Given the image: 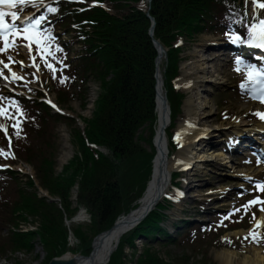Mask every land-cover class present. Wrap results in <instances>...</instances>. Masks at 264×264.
<instances>
[{"label":"trees","instance_id":"trees-1","mask_svg":"<svg viewBox=\"0 0 264 264\" xmlns=\"http://www.w3.org/2000/svg\"><path fill=\"white\" fill-rule=\"evenodd\" d=\"M83 3L75 5L67 2L60 4L62 11L59 22L65 21V16L71 7L88 8L84 13L72 12L65 23L75 28L74 37L78 44L85 48V53L79 60L70 63L71 77L80 84L79 94L84 96L85 84L89 77H93L101 83L102 89L95 103L91 121L85 123L84 132L79 142L78 156L68 163L63 169V177L55 178L54 164L56 156L48 154L47 147L51 141H55L52 129L55 122L73 121L61 115H51L48 109L39 102L18 99V117L27 118L23 141L15 148L18 158L32 166L40 188L48 192L53 198L61 200V206L66 207L64 194L74 185L79 187L78 202L87 205V211L91 217L92 225L87 230L98 229L105 231L110 229L115 220L123 213L136 208L132 206L134 199H138L144 191L145 184L151 176L152 167L150 160L153 158L154 148L152 138L154 132L150 131V125L155 123V59L157 52L148 35L150 20L139 10L136 5L144 0H82ZM97 2L106 5V9L89 7L87 4ZM65 11V14H64ZM226 11L223 0H152L149 7V15L155 21L153 38L157 40L167 51V61L163 72L164 90L171 113V123L181 115L180 108L184 94L176 91L173 81L179 76L181 49L173 47L177 40H185L188 36H195L215 29L216 20L223 17ZM85 23V24H82ZM180 37V38H178ZM71 64H74L73 69ZM109 78V80H107ZM76 88V87H75ZM37 95V94H36ZM20 125L17 123L16 127ZM147 126L149 132L146 136L138 135L142 127ZM20 125V130L22 129ZM18 132V133H19ZM145 131L140 132L144 134ZM139 139V140H138ZM136 142H135V141ZM144 143L148 148L141 147ZM89 146H101L108 149V157ZM21 149L22 154L18 153ZM150 148L152 154L150 155ZM25 151V153H24ZM76 152V151H75ZM10 161V158H8ZM10 183L18 182L16 197L10 203H1L0 209L6 210L5 220L8 222L10 212L18 205L24 196L20 188V179L17 173L8 171L5 180ZM0 183V189H4ZM135 192V194H134ZM34 192L33 201L37 196ZM22 199V200H23ZM40 205V213H45V200L37 201ZM47 203V202H46ZM51 205V204H50ZM22 207V206H21ZM166 206L160 205L129 235L122 239L120 251L114 253L108 264H119L124 256L122 245L132 247L133 240L143 237L150 250H145L139 255L138 264H168L158 258L152 245L157 241L154 235H162L159 232V222L162 211ZM25 211V210H24ZM26 211L31 213L32 208L27 205ZM61 215L58 213L57 218ZM59 222V221H57ZM54 224V222H53ZM84 230L75 229L74 231ZM86 230V236L89 233ZM50 237L54 238V231L46 229ZM17 237H28L32 234H14ZM218 234H208L206 238L219 243ZM94 236V234H93ZM194 239V232H186L184 241ZM86 240L90 241V238ZM154 241L150 242L148 241ZM234 244L238 247L240 240ZM190 242V243H191ZM164 243L169 246L179 247L176 239H167ZM9 252H25L29 246L10 242ZM166 248V249H167ZM59 249V248H57ZM133 249V248H132ZM83 256H87L90 246L84 248ZM3 248H0V259L3 257ZM26 253V252H25ZM60 253L57 252V255ZM150 254V255H149ZM187 256H176L173 264H186Z\"/></svg>","mask_w":264,"mask_h":264},{"label":"rangeland","instance_id":"rangeland-1","mask_svg":"<svg viewBox=\"0 0 264 264\" xmlns=\"http://www.w3.org/2000/svg\"><path fill=\"white\" fill-rule=\"evenodd\" d=\"M228 1L236 2V5L240 4L244 9L245 16L248 18L253 17L255 10L252 6L250 7L247 4L249 0H244V3L242 2V0H239V2L241 3H239L238 0ZM151 2L152 0H144L141 3V7L139 9L143 13L146 12L144 14L150 20V29L152 27L151 19H153L151 17L149 18V7ZM94 4L96 5V7L110 12L108 9H106L107 4L99 5L96 2H94ZM56 10L57 13H61V6L58 5ZM84 11L85 9H83L82 7H78L77 9L73 8V11L70 10L69 12L71 13L64 17L65 21L72 15V12L82 14L84 13ZM65 21H57L58 25L60 26V30L58 28H56L55 30L57 31V34L61 36V41H66L68 43L67 45H69L68 48L71 50L69 53L70 55L66 56L64 62L73 63L76 60L78 61L79 58L84 55L85 48L77 43L74 37V31H72V25L65 23ZM222 21H224V16L219 19V24L218 20H216V22L214 23L215 28L217 27L218 29V26L221 25ZM259 21H263V18H261V20ZM73 30L76 29L73 28ZM208 33H210V31L207 30L195 36H188L187 33L186 39L181 40L183 44L181 45V47H177H180V54L182 55L183 59L182 64L180 66L179 79H183L182 66H184V70L188 71V75L186 76V79H188L187 82L191 83L192 86H175V84H177L175 80L173 81V86L176 91H178L177 88H179L180 91L185 94L183 105L181 106L180 111L183 109V106L186 103L188 97L193 94L197 89L201 92H204H202L201 101L206 100L207 105L210 107L208 108L207 106L206 108H203V110L200 112L204 116L198 113L197 115H194V117L204 119L199 125L200 128L209 130L210 135L216 134L214 140L218 144L221 141L222 135L227 134L229 127L234 122L240 121L238 119V115L242 120H244L243 123L247 124L253 123L255 120H257V118L253 117L252 115L253 112L256 111L255 106L249 105V103H244L243 101L245 99L248 100L247 97L242 94H239L240 90L235 87L234 80L242 78V75L238 71V69H235L233 65L229 66L228 58L222 57V55H220L221 53H216L213 50H211L210 52H205L203 50V47L217 41L219 37H230L229 34L231 33L227 35L224 34V36L219 33L218 36H215L216 34L211 35ZM152 39L153 38H151V41ZM158 45L163 51V53L165 52L164 61L162 65L163 80V72L167 61L168 49H162L163 46L159 42ZM201 49L203 51H201ZM156 51L158 50L156 49ZM18 54L19 56H17V58L20 60V57L22 55L21 51H18ZM217 55L219 59L215 61V63H210V59L215 56L217 57ZM200 58H207V60H209L207 69L211 74L202 76L201 73H197V65L201 60ZM22 62L24 63V69H21V73L18 75L19 79L21 80L22 86L25 87L26 85L31 84L33 87H38L40 90H42L45 101L49 103H54L57 106V110H60L62 113H64V115L71 116L74 120L55 122V124L53 125V128H55V141L57 142L58 147V155L55 158L54 164V175L55 178L59 176L63 179H68L69 173L66 177H63V169L64 167L66 168L68 166L69 162L73 161L74 158L78 156V140L80 138L78 134L81 136L82 131L85 128V123L87 121H91L90 119L92 118V113L95 110L94 100L98 96V92L102 89L101 83H98L93 77L89 78L85 86L86 91L81 89L82 92H85L84 96L81 97L79 94V88L81 85L78 84V82L75 81V83H68L67 85L60 84L58 86L57 84L50 83L48 78H51L52 76L48 77L47 74H44L41 69L36 67L29 69L31 66L30 61H28L27 63V59H24L22 57ZM71 66V68L73 69L74 64H71ZM193 66L196 70H193ZM0 72L3 73V76H0V78L5 79V76L7 78H10V76L6 72H4L1 66ZM198 77L204 78V82H211H207L203 84L201 88H198L197 85L200 81V79L197 80ZM61 78L63 79L62 74L57 75L53 80H58L60 82ZM107 80H109V78ZM155 81L157 83V78L155 79ZM193 83H195V86H193ZM238 84L239 83H236V86H238ZM84 97L90 101L86 103L82 102ZM223 100H226L227 105H225L226 102ZM222 102H224L223 105ZM224 112H227V114H224ZM230 115V119H225ZM180 117L175 123L176 126H174L173 128L168 127L165 131L169 159L176 155L179 150H181V144L178 142L175 135L177 132L178 124L185 118V116H183L181 119ZM0 119H2V117H0ZM2 120L1 123L4 124L3 128L7 131V123ZM146 127L147 126H144L141 129V132L145 131L144 134H140L139 132L138 135L146 136L149 133ZM240 128L242 127L240 126ZM171 134L173 136L175 135V142L172 147L170 146L169 142V136ZM137 143H139V141ZM139 144L141 147L143 146V148H148L146 145H143L144 143ZM17 147L18 146H16V148ZM219 148L220 146L218 145H216V147L213 149L206 147L205 151L216 150ZM221 152L224 154L222 150ZM18 153L22 154L20 148L18 149ZM100 153L108 157L107 153H109V151L108 149L104 148V150H102ZM242 154H244V152H242ZM236 157L237 156H228L227 154V156L224 155L223 157H220V161L217 162H196L198 164L197 167H192L190 170L184 173L180 172V175H178L181 179L180 189H178L179 193L175 191L177 196H175L174 199L170 197L172 200V205L167 204V208L162 211L163 215L160 218V222L158 224L160 234L164 233L163 235H166L167 237L162 238V235H154V238L157 239V241H155L152 247L153 251H158L156 253L159 259L163 260L165 263L173 264L175 262L174 259L176 256H187L186 264H220L216 261L217 253L225 250L236 253L237 258L239 259L245 257L252 258L253 254H257L258 252L260 254V257L263 258L264 249H260L255 246L247 247L246 244L248 243L246 241L241 242V237L244 238V236L247 235V233L243 231H235L231 234L225 235L226 238L238 237V239L240 240L238 244H241V246L245 244V246L237 248L238 251L221 248L222 245H220L219 243H215L214 241H210L209 238L202 239L200 238V236H203V234L201 233L198 234L196 239H192V242L188 241L187 243V241H184L186 232L192 228L197 227V225L192 224L206 225L207 223L216 221L212 211L221 210L220 212H216L215 215L223 220H225V217H228L227 215H230L232 211L235 213L237 208L236 204L241 201L238 197V194H241L238 189L247 188L253 182L250 181L251 179L256 180L261 179L263 177L264 168L259 167V162L245 160V164H242L243 159L241 160L240 158ZM77 158L79 160L80 155ZM225 161L228 162L226 163ZM22 165V163L16 164L12 167V169L18 172L20 180L23 178L29 179V183L22 182L23 184H19L24 199L22 198L23 200L21 199L18 202V205L12 209L9 214L10 217H8V222H6L5 220L6 210L4 209V207L1 208L3 212V219L1 220L0 225L6 227V229L10 231H15L14 229L19 226L18 229L23 234H33L38 231V225H40V227H44L47 224L54 222L56 227V222L59 221L62 226L67 230L83 228L86 231L87 226L90 224L89 219L91 220V217L87 209L85 210V207L83 208L80 205L77 206V201L80 198L78 185H74L70 190H67L64 194V201L65 203H67L66 207L64 206L63 208L61 206V200L53 198L52 201H46L47 203L45 202L46 206L43 210L45 213H40V205L37 202L39 199H36L33 202L32 200L35 191H38V195H41L44 192L40 188L32 166H25L29 167L31 170V173H29L30 175H28V173L21 169ZM176 173L179 172L175 171L171 173L170 180L176 177ZM180 179L178 183H180ZM150 180L151 179L149 178L148 182L145 184V188L141 196L138 199H134V203L132 204V206H136L137 201L143 198L150 183ZM9 181L10 179L7 178V180H5L2 185L4 186V190L2 192L0 191V204L4 202L10 203L16 197V190H11V188L14 187L13 184L15 183H10ZM16 187L17 185H15L14 188L16 189ZM30 187H33L35 189L30 190ZM170 194V196H173L174 191L171 190ZM162 203L163 202L160 201L158 203V206H160ZM27 205H30L32 208V211L29 214L26 211ZM129 211L126 214H128ZM58 213L61 215L59 219L57 218ZM121 216H125V213H123ZM187 222L188 224H186ZM251 224H249L248 231H251V229H255V226H252ZM243 226L245 227V229L247 228L246 223ZM6 229L0 231V237L4 235ZM219 232L222 234V230H219ZM88 233L89 237H93V233L91 231H88ZM173 237L178 242H180L179 247H173V245H171L169 248H167L166 246L169 245L164 242L167 239H172ZM93 241L95 242L96 240H92L91 244L93 243ZM144 243V238L140 237L135 240L136 246L134 250L125 246L123 248V251L121 252L124 258L122 257V260H120L118 263L138 264V260L140 259L139 255L141 253H144L145 250H150V247H145L146 245H143ZM76 244L77 243L74 240L70 242V246L74 247ZM43 252L46 253V256L45 258H43V255L40 259L37 258V255L35 254L29 255L25 252L19 251H15V253L9 252L7 258L0 259V264H48L51 258L49 257L48 252L46 250H43ZM37 253H39L38 255H40L39 251ZM88 254H91V248Z\"/></svg>","mask_w":264,"mask_h":264},{"label":"bare ground","instance_id":"bare-ground-1","mask_svg":"<svg viewBox=\"0 0 264 264\" xmlns=\"http://www.w3.org/2000/svg\"><path fill=\"white\" fill-rule=\"evenodd\" d=\"M262 17L263 14L256 13L253 15L252 18H258ZM249 36V35H248ZM180 38V37H178ZM176 42V41H175ZM227 42H222L219 39L213 43H210V45H206L203 47V50L205 52H210L213 50L216 53H221L220 55L224 56L226 52L228 51L229 54H234V51L236 50L233 45H230L227 47ZM255 45H259V42L256 41L254 43ZM260 46V45H259ZM201 49V51H203ZM264 50V49H263ZM261 49H258V54H261L260 56L264 55V51ZM165 53V52H164ZM164 53L162 50H159L158 58L156 61V78H157V85H156V107H155V115H156V122L150 125V131L154 132V139H152V147L155 149V155L152 160H150V165L153 167V173L152 178L150 180V183L148 185V188L141 199L138 208L134 210V212L129 216L130 219H125L124 217L118 218L110 227L108 231H100L98 229H92L87 230L91 231L94 236L93 237H82L87 234L85 230H67L65 229L60 222H56L55 224L50 223L47 224L44 227H40V225L37 226L38 231L33 233L32 235L28 237H17V235L14 234H23L18 227L14 229L15 231L7 230L6 227L0 225V231L3 229H6L4 232V235L0 237V248H3V257L7 256L9 254L10 250V242L23 244L26 246H29V249L26 252V254H35L37 255V258H45L46 253L43 252V250H46L48 252L50 259V262L48 264H51L53 261H62L67 260L70 261L73 264H108L109 258L114 254L120 251L121 246L120 243L122 239H125L129 241V239H126L127 236H129L137 227L134 226L133 221H137L142 217V215L148 210L152 209L155 205L159 203L160 200L166 196L167 192L170 190L171 184V173L175 171L180 172H187V166L191 165L193 167H197L196 162H217L220 161V157H223L224 154L220 151L221 149L216 150H210L205 151L206 147H209L211 149L215 148L216 145L220 146L222 144L224 147L231 145V150H229L230 154H235L234 146L232 144L236 143H244L247 146L254 148V146L250 145L247 141L249 140L252 135H256L258 138V134L263 135L264 138V125L258 123L253 126L254 129L250 130L251 125L247 123H243L244 120L240 118L238 115V119L240 121L234 122L230 127L226 135H222L221 141L217 144V142L214 140L216 134L209 133V130H205L203 128H200V123L204 119H199L194 117V115H197L200 113L203 108H206L208 105L206 103V100L201 101L202 99V92L197 89L193 94H191L188 99L186 100V103L183 106V109L181 110V117L180 119L185 116L184 120H182L178 126H177V133L176 138L180 140V147L181 150L174 155L172 158L169 159L168 155V149H167V142L165 137V131L166 129L173 128L176 126L173 123H170V111L167 105L165 92L163 90V80H162V65L164 61ZM233 56V55H232ZM181 62L183 61L182 55L179 56ZM201 59V58H200ZM217 57H212L210 60V63H215L217 61ZM180 62V63H181ZM208 62L209 60L201 59L197 65V73H201L202 76H206L207 74H211L208 71ZM209 63V64H210ZM215 67V65H214ZM195 67L193 66V70ZM196 70V69H195ZM182 76L183 79L176 78L175 82L177 83V86H186L190 87L192 86L191 83H188V79H186V76L188 75V71L184 70V66H182ZM215 74V71H214ZM199 86L198 88H201L203 84L211 81H203L204 78H197L199 80ZM178 81V82H177ZM193 86H195V83H193ZM98 96L94 100L96 102L100 96L101 90L98 92ZM204 93V92H203ZM86 96V95H85ZM88 96V95H87ZM185 96V94H184ZM90 100L86 99L84 97L83 101L84 103L88 102ZM184 101V99H183ZM183 105V102L181 106ZM210 106H208L209 108ZM183 113V114H182ZM201 114V113H200ZM19 115V113H18ZM204 116L203 114H201ZM188 117V118H187ZM202 118V117H201ZM240 126L242 128H240ZM20 125L17 127H14L11 129L12 134H17L19 132ZM54 129H52V132L54 134ZM141 132V130H139ZM252 132V133H251ZM252 135H251V134ZM249 134V135H248ZM248 135V136H246ZM256 138V137H254ZM254 142V140H253ZM264 144V143H263ZM48 154H53L55 156L58 155V147L56 141H51L49 146L47 147ZM96 152H101L104 150L101 146H95ZM258 150V149H255ZM260 154L259 156L264 159V147L262 151H257ZM152 150L150 148V155L152 154ZM226 163L228 161H225ZM223 164V163H222ZM200 165V164H199ZM21 169H23L28 175L31 173V170L29 167H25L22 165ZM19 184H23L22 182H28L29 179H21L19 180ZM18 182L16 181V184H13L14 187L17 185ZM14 191H18L19 186L16 187ZM31 189H35L33 187H30ZM41 195H38V191H35L36 196L38 199H44L45 201H52L53 196H51L48 192L43 191ZM83 203H80L77 201V206L85 207V210L87 209V205H82ZM166 206V204H164ZM80 217V216H79ZM3 219V212L0 209V222ZM261 225L264 226V216H260L257 218ZM12 222V221H10ZM143 222V221H142ZM141 222V223H142ZM90 225H92L91 220L89 219ZM139 223V225L141 224ZM47 228H51L54 231V238L50 237V235L46 232ZM194 232V238L198 236L199 233L203 234V236H200V238H206V236L209 234V231H206L204 228L199 227L198 230L196 228L190 229ZM190 230H188L190 232ZM1 233V232H0ZM25 233L24 235H26ZM172 236V235H171ZM87 238H90V241L96 240L95 242L91 244ZM140 238V237H139ZM138 239V238H136ZM135 239V240H136ZM173 237L171 240H174ZM75 241L77 244L73 247L70 246V242ZM135 240H133L131 243L133 250L135 249ZM150 242V240H148ZM154 242V241H151ZM150 242V246L152 245ZM236 241H233L229 238L223 239L221 241V248L224 249H230V250H237V247L234 245ZM91 248V254L87 256H83L80 254V252L84 251L85 247ZM255 246L254 243H250L247 245V247ZM124 248V245H122ZM59 248V249H57ZM43 249V250H42ZM119 249V250H118ZM40 252V255H38ZM60 253L57 255V252ZM15 253V252H10ZM18 253V252H16ZM79 256V258H78ZM216 261L220 264H264V256L263 258L260 257L259 252L256 254H253L252 258H237V254L232 251H220L217 253Z\"/></svg>","mask_w":264,"mask_h":264},{"label":"snow or ice","instance_id":"snow-or-ice-1","mask_svg":"<svg viewBox=\"0 0 264 264\" xmlns=\"http://www.w3.org/2000/svg\"><path fill=\"white\" fill-rule=\"evenodd\" d=\"M33 0H0V5H7L9 8H12L15 6L16 3H20V4H25V3H32ZM252 4L255 5L256 7H259L261 9H264V0H252ZM51 12H55L56 9L54 8H49L48 9ZM11 16L12 20L15 21L17 19V15L15 12H4L2 10H0V31H3L4 33H11V35H23V38L28 40L31 43H35L37 45V50L40 49V45H41V41L40 39L37 37V35L32 31V29L36 28L39 23L40 20H43L44 17H40L38 20L34 21L31 25H26L23 29H18L16 28L15 24H6L5 22V16ZM260 34L261 37L264 38V21H261L260 23ZM8 47V43L7 41H5V45L3 49H0V51H6ZM239 62V61H238ZM0 63H3L2 61H0ZM5 68L8 67L7 64L4 65ZM49 67L51 68V65H49ZM254 75V73H253ZM0 76H3V73L0 72ZM11 76L13 79H19V77L16 76V74L13 72L11 73ZM5 79H7V77H4ZM251 79V77H249ZM63 82V81H62ZM241 87H244V85L242 84ZM259 91L264 94V83L259 85ZM262 102H264V99H262ZM53 107H55V105H53ZM6 115V110L5 109H0V116H4ZM256 115L260 118V119H264V113H256ZM0 130L5 131L6 133V129L3 128L2 125H0ZM7 134V133H6ZM0 154H2V151H0ZM256 188L258 191L264 192V184H257ZM257 203L260 204H264V201L257 199L248 201L247 205H243L242 207L245 209V211H247V208L249 206L255 205ZM237 211H239V209H237ZM261 211H264V207L261 208ZM225 219H227V217H225ZM257 227L260 226V222L257 221ZM249 236H252L253 239H255V235L253 234V232H249ZM245 239H248V237L246 236Z\"/></svg>","mask_w":264,"mask_h":264},{"label":"water","instance_id":"water-1","mask_svg":"<svg viewBox=\"0 0 264 264\" xmlns=\"http://www.w3.org/2000/svg\"><path fill=\"white\" fill-rule=\"evenodd\" d=\"M151 22H152V27L149 31V36L152 38L153 36V30H154V21L153 19H151ZM152 43L154 45V47L157 49V50H160V47L158 45V42H156L155 40H152ZM153 208V207H152ZM153 209H148L140 219H138L137 221H133L134 222V226H137L139 223H141L147 216L148 214L152 211ZM130 216V215H129ZM79 258V257H78ZM51 264H73L71 263L70 261H67V260H62V261H53Z\"/></svg>","mask_w":264,"mask_h":264}]
</instances>
